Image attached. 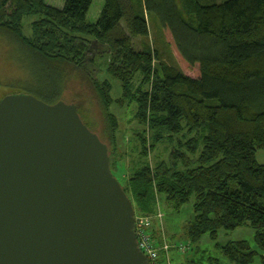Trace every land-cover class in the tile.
Listing matches in <instances>:
<instances>
[{
  "label": "trees",
  "instance_id": "16d2710c",
  "mask_svg": "<svg viewBox=\"0 0 264 264\" xmlns=\"http://www.w3.org/2000/svg\"><path fill=\"white\" fill-rule=\"evenodd\" d=\"M93 2L65 0L58 8L46 0H0V31L19 41L42 74L39 83L29 77L22 91L52 104L64 100L71 81L89 89L101 110L102 134L96 132L111 145L112 171L129 155L119 148L113 107L134 105L141 129L122 185L138 204L136 215H156L160 195L177 211L194 195L195 214L185 226L191 242L250 224L264 251V164L256 160L264 148V0H105L90 21ZM28 16L36 17L30 34ZM150 19L176 64L147 40ZM110 77L121 83L118 97ZM75 104L92 129L85 100L79 95ZM161 142L172 144L169 159L154 164L150 156ZM151 235L157 239L152 229ZM222 249L235 264L257 255L245 240Z\"/></svg>",
  "mask_w": 264,
  "mask_h": 264
},
{
  "label": "water",
  "instance_id": "95a60500",
  "mask_svg": "<svg viewBox=\"0 0 264 264\" xmlns=\"http://www.w3.org/2000/svg\"><path fill=\"white\" fill-rule=\"evenodd\" d=\"M0 264H152L109 146L75 103L0 99Z\"/></svg>",
  "mask_w": 264,
  "mask_h": 264
},
{
  "label": "rangeland",
  "instance_id": "374dc122",
  "mask_svg": "<svg viewBox=\"0 0 264 264\" xmlns=\"http://www.w3.org/2000/svg\"><path fill=\"white\" fill-rule=\"evenodd\" d=\"M104 1L105 0H94L88 16L90 21L97 20L104 5ZM224 1L225 0H213V2L218 3ZM46 2L60 8L64 5L65 0H46ZM35 18V16H28L25 18L24 31L26 34H30L31 22ZM142 40L141 37H136L135 44L139 46V44L143 42ZM147 40L159 49L166 62L176 64V60L166 49L167 47L169 52H172L161 28L158 26L156 27V24L151 19L150 35ZM21 53L27 55L26 50L21 46L19 41L13 38L12 35L0 31V96H2L4 92L11 91V89L20 90L21 92H24L22 91L23 89L28 90L27 88L30 87V84L27 83V79L29 77H32V79L36 78L37 83L40 82L42 76L40 69L36 70V66L27 60V57L23 56ZM185 72L191 75L195 74L192 70H185ZM101 77H104L103 74H101ZM110 80L113 84L112 95L114 97L120 96L122 92L120 81L112 77H110ZM79 95L86 102V114L92 129L101 135L103 125L100 106L89 89L84 88L75 80L71 81L67 86L63 99L68 103H76V97ZM113 108L120 120V128L118 131L119 148L122 151L127 150L129 155L131 153L136 154L134 148L136 144L135 133L137 130L141 129L137 124L138 121L134 119L136 107L128 104L124 107L116 105ZM182 134L186 139L191 137L187 130L181 133V135ZM102 139L110 145L106 138L103 137ZM198 145V152H200L204 146L203 141L199 140ZM171 147L172 144L169 142L158 143L156 149L152 151L150 156L152 162L155 164L156 161L168 160L170 150L172 149ZM129 155L127 158L123 159L125 162L119 161L121 164L118 169H113V172L116 174L115 176L122 184L126 181L128 166L133 165ZM133 160L136 163V156ZM256 160L258 163L264 164V148L257 150ZM179 167L185 169L182 162L179 163ZM158 198L159 201L157 202L155 200L153 204L155 206L154 208L157 210V216L151 217L153 221L152 231L155 234V238H157L156 240L163 242L164 238L165 241H168L171 245L167 253H160L161 264H168V256L171 259V264H235L223 252L222 247L230 242L239 240L247 241L250 246L257 251V255L251 264H262V255L264 251L258 247L255 239L256 231L250 224H244L234 230H225L221 228L218 230L217 236L215 237L212 236L210 232H207L202 235L198 242L193 243L185 234V226L186 222L194 217L195 196L192 195L190 200L178 211L166 203L163 195L158 196ZM134 204L137 209L138 204L135 200ZM182 247H185V250H182Z\"/></svg>",
  "mask_w": 264,
  "mask_h": 264
},
{
  "label": "built area",
  "instance_id": "2783aa9c",
  "mask_svg": "<svg viewBox=\"0 0 264 264\" xmlns=\"http://www.w3.org/2000/svg\"><path fill=\"white\" fill-rule=\"evenodd\" d=\"M154 216L141 215V214L136 215V233H137L139 246L141 250L150 259L151 263L161 264L159 262L160 253L162 251L168 252L170 249V245L167 241L164 240V238H163V242H160L152 237L151 229H152L153 221L151 217ZM184 248L185 247H182V250H184Z\"/></svg>",
  "mask_w": 264,
  "mask_h": 264
},
{
  "label": "flooded vegetation",
  "instance_id": "af4514ba",
  "mask_svg": "<svg viewBox=\"0 0 264 264\" xmlns=\"http://www.w3.org/2000/svg\"><path fill=\"white\" fill-rule=\"evenodd\" d=\"M14 90H16V89H11V91H8V92H4V94L2 95V96H0V99L2 98V97H4L5 95H7V94H10V93H18L17 91H14Z\"/></svg>",
  "mask_w": 264,
  "mask_h": 264
}]
</instances>
